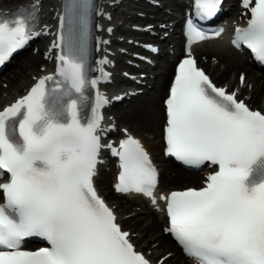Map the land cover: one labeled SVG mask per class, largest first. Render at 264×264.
I'll return each mask as SVG.
<instances>
[{"label": "snow or ice", "instance_id": "snow-or-ice-1", "mask_svg": "<svg viewBox=\"0 0 264 264\" xmlns=\"http://www.w3.org/2000/svg\"><path fill=\"white\" fill-rule=\"evenodd\" d=\"M219 0H197L212 15ZM247 27L233 43L264 62V0H242ZM89 0H65L57 75L41 77L15 103L0 109V264H150L94 186L101 143L99 93L85 115ZM36 7L0 16V64L33 35ZM189 37L204 39L191 26ZM219 35V33H217ZM243 83L244 77L241 76ZM51 81V85L48 82ZM166 153L194 166L218 170L205 186L161 196L170 232L197 264H264V111L252 110L235 92L216 87L189 56L180 62L165 101ZM115 155V188L151 197L157 173L131 135ZM42 237L49 246L26 250Z\"/></svg>", "mask_w": 264, "mask_h": 264}, {"label": "bare ground", "instance_id": "bare-ground-1", "mask_svg": "<svg viewBox=\"0 0 264 264\" xmlns=\"http://www.w3.org/2000/svg\"><path fill=\"white\" fill-rule=\"evenodd\" d=\"M21 1L23 0H3L2 2H0V8L8 9L11 6L20 3ZM42 1L44 2L45 5V11L42 12L44 14H46V11L51 7H55L57 2V0H42ZM229 1H234V0H229ZM167 3L170 6L181 8V4H179L178 1L176 0H168ZM51 14L52 13H50L49 16ZM160 18H161V22H165L166 19L170 21L171 19H173V14L168 15V14H164L163 12H160ZM47 23H49V20L47 21ZM177 38L178 37H176L172 41V43H174L175 45L179 44ZM196 53L199 57H201V55L203 54H207L209 57L212 55L217 56L220 59L219 64L215 65L210 61L204 63L207 65L208 70H210L213 77L216 78V80L221 81L222 84L230 85L233 88L237 86V88L242 90L243 93L244 92L248 94L251 93L252 97L250 101L254 104V106L261 109L264 108V96H263L264 76H259L256 72H254V70L250 67V65L239 55V53L234 48L228 47L224 42L216 44V41H214L213 43L209 42L198 46ZM42 63H44V61L38 55H34L33 53L30 52L25 55L23 64H21L18 68L19 72L10 79V90L6 95L4 102L0 104V107L6 102L12 100L19 93L23 92V88H25L26 84L27 83L29 84L32 80L30 78L31 73L36 74V72L40 71L39 65H41ZM160 64L162 65L161 68H165L166 71L164 73H161L157 77L155 91L154 92L150 91L147 95H145L143 101H139L140 99L133 101L126 109L118 110L116 113H117V118L119 120V126H127L132 132L141 136L143 138L145 145L153 153H155L156 155L155 158L159 161H164L159 156L162 151V143L158 140L159 131H161L162 133V126L164 122V106H163V102L161 101L160 95L166 89L167 81L169 77V69L171 68L172 63H170V61L165 59L162 62H160ZM220 64H224L223 69H218V66ZM43 65H46V62ZM238 70H242L246 72V82L248 81V83L253 84L252 90L238 86L239 78L238 76L237 77L235 76L236 71ZM150 135H153V137L150 138L149 137ZM164 165L165 168L163 170L164 172L161 177V185H160L162 189H171L169 186L173 182L186 184L190 186L191 182L197 181L202 177L203 172L187 173L183 170L178 171L174 175L170 168L166 169V167L168 166L172 167V165L170 163H164ZM188 177H193L194 180ZM98 184L100 185L101 190L102 191L104 190L108 195L107 199L115 200L116 196L121 197L120 195L111 192V190L109 189V177L104 172H101V176L98 179ZM121 198L123 200H117L119 207L118 209L121 210L120 213L121 216L123 215V211L125 210V208L132 207V205L135 203L137 204L139 203L138 205L142 204L141 206L144 208L142 212L146 213L145 215H143V218L147 219L145 222L146 226H144V223L142 224L143 220H141L142 225L140 224V219H141V217H139L140 213L137 214L132 219H128V220L124 218L123 219L120 218V219H122L126 229H132V231L134 232L140 231L141 234L135 239V242L139 250H145V252L148 253L149 249L152 248L151 245L154 241L149 242L147 240V236L149 235L153 237L154 234L157 233L158 226L162 225L161 223L162 214L157 210L153 209L149 205L148 201L141 196L132 197L127 195ZM122 201L125 202L120 203ZM117 202L115 203L117 204ZM158 240L160 241V243L156 244V246L152 248L150 254H147L156 263L189 264L187 260L180 262L179 257L176 255V253L172 254L171 256H169L168 258L162 261L160 257L164 258L165 256L164 249L170 250L171 247L168 246L167 243L168 239L166 237L163 236L162 239L158 238Z\"/></svg>", "mask_w": 264, "mask_h": 264}, {"label": "rangeland", "instance_id": "rangeland-1", "mask_svg": "<svg viewBox=\"0 0 264 264\" xmlns=\"http://www.w3.org/2000/svg\"><path fill=\"white\" fill-rule=\"evenodd\" d=\"M219 68V67H218ZM219 69H221V68H219ZM163 96H164V94H162L161 95V101H162V98H163ZM263 96H264V93H263ZM175 185H179V186H183V184H179V183H176ZM141 223V222H140ZM143 223H145L144 221L142 222V224ZM141 224V225H142ZM158 231V230H157ZM147 235V234H146ZM138 236H139V233H138ZM156 236H159V238H163V236H162V234H161V232H159ZM150 238H151V236H147V240L149 241L150 240ZM157 243V242H156ZM179 255V254H178ZM180 256V255H179Z\"/></svg>", "mask_w": 264, "mask_h": 264}]
</instances>
